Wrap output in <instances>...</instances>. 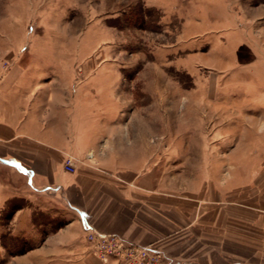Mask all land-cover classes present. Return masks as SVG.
<instances>
[{"label":"crops","instance_id":"crops-1","mask_svg":"<svg viewBox=\"0 0 264 264\" xmlns=\"http://www.w3.org/2000/svg\"><path fill=\"white\" fill-rule=\"evenodd\" d=\"M238 15V31L264 52V9L240 6ZM24 78L16 72L13 86L0 87V169L64 221L31 251L36 264H112L97 258L89 231L158 248L171 264H264V118L247 149L202 151L200 166H173L170 180L164 87L140 88L147 98L127 113V87L117 86L116 74L89 87L83 73L69 72L63 88L46 86L49 113L41 118L40 88L32 81L25 88ZM189 102L182 107L193 116ZM67 157L73 172L64 169Z\"/></svg>","mask_w":264,"mask_h":264},{"label":"rangeland","instance_id":"rangeland-1","mask_svg":"<svg viewBox=\"0 0 264 264\" xmlns=\"http://www.w3.org/2000/svg\"><path fill=\"white\" fill-rule=\"evenodd\" d=\"M151 1L0 0V87L22 72L25 88L31 81L40 88L41 118L49 113L46 86L63 88L69 72L83 73L89 87L116 74L117 86L127 87V113L147 98L140 88L164 87L163 163L172 180L173 166H200L202 151L247 149L254 124L263 122L255 108L264 107V52L237 28L239 7L258 12L264 0H158L164 8ZM186 98L196 104L193 116L182 107ZM186 150L198 153L171 158ZM28 193L12 170L0 169V264H36L31 251L64 224Z\"/></svg>","mask_w":264,"mask_h":264},{"label":"built area","instance_id":"built-area-1","mask_svg":"<svg viewBox=\"0 0 264 264\" xmlns=\"http://www.w3.org/2000/svg\"><path fill=\"white\" fill-rule=\"evenodd\" d=\"M73 159L64 160V169L73 172ZM86 240L93 246L101 261L112 260V264H171L167 256L158 248L126 242L114 234H100L89 231Z\"/></svg>","mask_w":264,"mask_h":264}]
</instances>
